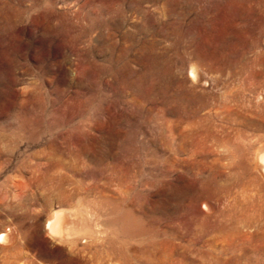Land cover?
<instances>
[{
	"label": "rangeland",
	"instance_id": "1",
	"mask_svg": "<svg viewBox=\"0 0 264 264\" xmlns=\"http://www.w3.org/2000/svg\"><path fill=\"white\" fill-rule=\"evenodd\" d=\"M263 156L264 0H0V264H264Z\"/></svg>",
	"mask_w": 264,
	"mask_h": 264
},
{
	"label": "bare ground",
	"instance_id": "2",
	"mask_svg": "<svg viewBox=\"0 0 264 264\" xmlns=\"http://www.w3.org/2000/svg\"><path fill=\"white\" fill-rule=\"evenodd\" d=\"M194 72H195V71H194ZM193 74H194V73H193ZM263 160H264V156H263ZM61 218H62V217H61ZM61 218H60V219H61ZM62 221H63V220H61V223L63 224ZM64 222H65V221H64ZM57 225H58V224H57ZM57 225H56V227H58ZM4 237H5V236H4Z\"/></svg>",
	"mask_w": 264,
	"mask_h": 264
}]
</instances>
